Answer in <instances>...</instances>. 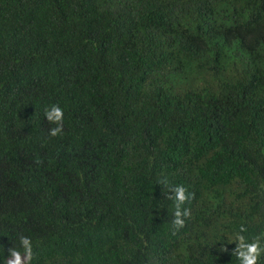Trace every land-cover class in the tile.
I'll list each match as a JSON object with an SVG mask.
<instances>
[{"label":"trees","instance_id":"trees-1","mask_svg":"<svg viewBox=\"0 0 264 264\" xmlns=\"http://www.w3.org/2000/svg\"><path fill=\"white\" fill-rule=\"evenodd\" d=\"M242 223L264 230V0H0V259L29 236L24 264H239Z\"/></svg>","mask_w":264,"mask_h":264},{"label":"clouds","instance_id":"clouds-1","mask_svg":"<svg viewBox=\"0 0 264 264\" xmlns=\"http://www.w3.org/2000/svg\"><path fill=\"white\" fill-rule=\"evenodd\" d=\"M45 117L50 124L55 127L50 128L51 136H58L63 131L64 111L58 104H52L45 109ZM159 183L169 186L167 178L162 179ZM191 193L183 185H175L170 188L168 199L174 204V221L175 231L183 228L186 218L191 216L189 208L184 205L190 201ZM232 241L236 242L233 251L239 264H264V230L255 235L248 234V228L245 224H240L236 230L235 237ZM18 247L10 248L8 256L0 259V264H24L25 259L29 262L34 254V245L29 236H19ZM224 250H226L224 248Z\"/></svg>","mask_w":264,"mask_h":264}]
</instances>
